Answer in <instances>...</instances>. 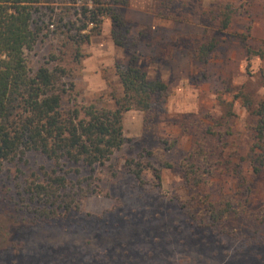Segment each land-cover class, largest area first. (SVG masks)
<instances>
[{"label":"rangeland","instance_id":"374dc122","mask_svg":"<svg viewBox=\"0 0 264 264\" xmlns=\"http://www.w3.org/2000/svg\"><path fill=\"white\" fill-rule=\"evenodd\" d=\"M84 2L39 4L33 14L39 38L24 52L31 72L66 70L61 110L113 108L114 97L123 95L117 68L131 56L166 90L153 95L148 114H123L127 142L102 165L56 164L27 153L5 166L0 264H264V166L254 174L252 165L262 153L254 148L261 139L252 111L264 101V0H128L123 15L135 46H115L110 20L102 18L75 37L78 60L77 43L66 36L82 26ZM210 42L215 49L200 59L199 49ZM238 92L249 106L234 98ZM161 140L175 141L180 153L197 145L212 163L207 183L192 188L178 169H162L158 189V165L150 160L140 186L126 161L136 162L143 148ZM55 178L64 179L56 198L26 192ZM194 193L210 203L230 199L240 214L215 231L196 227L181 207L191 203L199 215Z\"/></svg>","mask_w":264,"mask_h":264},{"label":"trees","instance_id":"16d2710c","mask_svg":"<svg viewBox=\"0 0 264 264\" xmlns=\"http://www.w3.org/2000/svg\"><path fill=\"white\" fill-rule=\"evenodd\" d=\"M70 1L74 4L81 0ZM83 1L82 18L77 20L82 26L77 29V35L66 36L68 43L76 36L81 38L78 33L88 24L97 28L102 18H107L113 44L124 49L135 46L128 38L123 15L128 0ZM46 3H52V0H0V176L5 166L18 164L27 153L39 154L56 164L63 161L87 168L102 165L127 142L122 131L123 114L132 109L148 114L153 95L166 90L161 81L149 80L137 66L136 56H131L124 67L117 68L123 95L114 97L113 108L93 103L63 112L61 102L66 90L62 79L67 76L66 70L58 66L52 69L40 66L31 72L24 57V52L33 49L40 34V28L33 26V14L39 4ZM227 24L226 20L223 27ZM75 42V55L79 60L81 41L75 39ZM215 46V42H210L207 47H201L199 58L204 60ZM247 53L249 59L252 52L247 50ZM52 59L56 60L54 56ZM234 98L243 99L245 106L250 105L241 92ZM252 113L258 118L255 132L261 139V145L256 144L254 148L259 147L262 153L252 161L254 174H259L264 166V101L258 103ZM175 144V141L161 140L153 149L143 148L136 162L126 161L140 186L145 183L142 169L150 160L158 165L153 169L158 189L161 188L162 169H178L192 188L207 183L212 176L209 159L197 145L189 153H180L175 151ZM59 187H64L63 178L28 186L26 192L31 197L53 199L57 197ZM191 200L199 215L195 214L191 203L181 207L186 210L188 221L196 227L215 231L225 227L232 216L240 214V209L230 199L210 203L194 193Z\"/></svg>","mask_w":264,"mask_h":264}]
</instances>
